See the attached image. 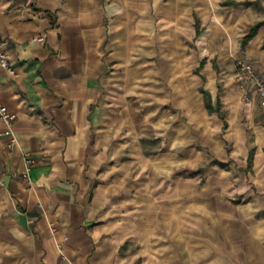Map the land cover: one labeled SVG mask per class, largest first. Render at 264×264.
Masks as SVG:
<instances>
[{
	"label": "crops",
	"instance_id": "obj_1",
	"mask_svg": "<svg viewBox=\"0 0 264 264\" xmlns=\"http://www.w3.org/2000/svg\"><path fill=\"white\" fill-rule=\"evenodd\" d=\"M226 1L1 0L0 264H264V110L235 81L264 77V14ZM195 144L215 162L185 176Z\"/></svg>",
	"mask_w": 264,
	"mask_h": 264
},
{
	"label": "built area",
	"instance_id": "obj_2",
	"mask_svg": "<svg viewBox=\"0 0 264 264\" xmlns=\"http://www.w3.org/2000/svg\"><path fill=\"white\" fill-rule=\"evenodd\" d=\"M1 4V0H0ZM1 8V7H0ZM34 41L39 43H45L44 37H37ZM0 69L6 70L10 75L17 76L16 69L12 67L11 59L9 54L6 52L5 43L0 41ZM236 81L238 88L244 93L243 97L245 101H251V93H254L259 100L260 107L264 110V77H262L255 69L254 65L251 63L242 62L238 64V71L236 74ZM1 97V94H0ZM17 115L11 112L7 107L0 103V120L4 121L8 127L11 129L13 126ZM16 139L12 135L10 138L9 148L11 149L14 144H16ZM25 172L23 174L24 180L31 182V170L33 165V160L31 154L27 153L24 155ZM53 233L58 234L56 227H53Z\"/></svg>",
	"mask_w": 264,
	"mask_h": 264
},
{
	"label": "rangeland",
	"instance_id": "obj_3",
	"mask_svg": "<svg viewBox=\"0 0 264 264\" xmlns=\"http://www.w3.org/2000/svg\"><path fill=\"white\" fill-rule=\"evenodd\" d=\"M229 21H230L229 20V13L221 11V18L218 21V25L221 27V29H224V27L229 24ZM218 32L219 31L217 29V33ZM236 69L238 71V65L236 66ZM139 82H141V81H139ZM160 82L164 83V79L161 78ZM236 85H237V81H236ZM136 86L137 85H135V87ZM127 88H129V89L133 88L134 89V86L127 87ZM130 95H131L132 98L136 97V95L132 94V92H130ZM143 98H146V96L143 97ZM242 101L245 104L249 103V102L245 101L244 98H243ZM165 109H167V110H165ZM165 112H167L169 114L170 120L173 119L175 124L178 123V121H179V119H177V110L172 109L171 105H169V106L168 105H162L161 108H159V110L157 112V115H156L157 116L156 117L157 118V122L152 124L154 137H158L159 139H161V142H162V145H163L162 148H159V150H161V149L164 150L163 147H165V145H166V141H167V138H168V133H169V130H170L169 126L166 125V123H165V121L167 119L163 118V116H162L163 114H165ZM171 114L173 115V117L170 116ZM184 120H185L186 123H188V122L190 123L189 126L191 127V129H194L195 125L192 123L191 120L189 121L188 119H185V118H184ZM188 150L190 152L191 158L187 162L188 167H185L184 170H183L182 174H184L185 176H192V175L201 173V171H204V167H206L208 165H211L213 162H215L210 157L206 156L205 147H203L202 144L192 145L191 147H189ZM194 156H196L197 158H192ZM157 163L161 164L162 162H157ZM202 176H203V172H202L201 177Z\"/></svg>",
	"mask_w": 264,
	"mask_h": 264
},
{
	"label": "trees",
	"instance_id": "obj_4",
	"mask_svg": "<svg viewBox=\"0 0 264 264\" xmlns=\"http://www.w3.org/2000/svg\"><path fill=\"white\" fill-rule=\"evenodd\" d=\"M261 1L258 2H251V1H245V2H236L233 0H227L222 4L223 7H228L231 9H237L239 7H244V8H256L259 12H262L264 14V7L260 3ZM264 27V21H259L256 22L255 24L249 26L246 29L245 37L242 39L241 42V47L244 49L247 44L257 35L259 30ZM204 63L201 64V67L203 66ZM200 93L203 94L204 100H205V107L208 109L207 111L209 114H214L217 113L219 117L223 120L224 124L226 125L225 128L228 126L225 117L226 115L221 112V105L220 102L218 101L216 108L213 106L212 103V98H211V93L208 91L201 89Z\"/></svg>",
	"mask_w": 264,
	"mask_h": 264
}]
</instances>
